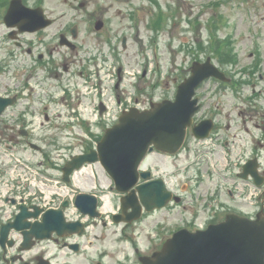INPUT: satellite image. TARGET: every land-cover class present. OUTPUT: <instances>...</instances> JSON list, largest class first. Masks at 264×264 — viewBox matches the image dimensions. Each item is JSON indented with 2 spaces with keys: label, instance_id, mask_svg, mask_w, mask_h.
<instances>
[{
  "label": "flooded vegetation",
  "instance_id": "1",
  "mask_svg": "<svg viewBox=\"0 0 264 264\" xmlns=\"http://www.w3.org/2000/svg\"><path fill=\"white\" fill-rule=\"evenodd\" d=\"M10 1L0 0V48L7 50L11 55L8 60L0 63V94L6 96L14 93L16 104L23 102L16 115L17 121L23 123L22 127L26 125L30 128L28 136L36 137L37 142L49 146L51 140L62 138V128L54 110L58 102L52 101L53 93L56 89L63 88L60 81L69 71L70 66L76 62L80 50L90 43V39H94V35L101 30L107 36L111 25L118 23L122 18L126 20L129 15L126 7L131 0H114L121 4L122 8H117L110 14L114 7L111 3L95 6L94 0H79V9L73 10L74 12L69 16L61 12L57 18H51L50 0H20L21 3L18 5L42 9L37 13L38 24L42 25L45 21H51L49 26L33 32H20L19 29L7 28L4 24L3 16ZM97 21L103 26L100 31L93 30ZM252 56L253 53L247 56L249 64H252ZM5 70L11 71V77L9 73L4 72ZM259 78L262 76L260 75ZM259 94L261 90L256 95L254 91L249 95H242L238 98L239 107H235V110L237 121H241L239 133L244 135V125L248 123L247 131H252V138L257 140V143L262 141L260 146L263 147L264 110L251 104L253 97H259ZM211 103L209 98L205 105L207 118L214 121L213 128L209 132L211 143L206 153L209 158L216 160L217 156L221 155L222 149L227 156L229 155L226 139L232 129L227 120L229 115L225 113L221 116L223 112ZM20 135L27 134L25 131H18L16 138H25ZM192 142L195 144L188 132L180 151H183L182 155L188 163L191 153H194L191 150ZM47 152L43 151L41 157L51 160L52 157H49ZM178 154L172 158L178 157ZM160 155L163 158L169 157ZM257 156L261 158L258 157L259 173L256 178L257 185L251 203V212L248 214L253 220L264 218V154L261 150L259 154L253 153L249 159H256ZM206 161L192 171L189 170L190 166H180L174 162L176 169L169 171L166 175L168 179H175V183H168V187L173 193V199L179 198V201L151 213L143 212L139 224L127 223L123 226L121 233L126 231L130 236L119 234L118 240H122V237L126 238L127 245L124 249L131 251L135 260L132 261L126 257L124 261L116 263L105 251L104 243L112 239L106 238L103 234L73 235L68 238L64 234L50 232L45 235L0 234V264H137L135 262L139 261L142 255L139 247L143 242H149L144 245L145 251H153L158 247L157 242H163L180 225L185 228L196 226L205 228L207 225L223 220L228 212L242 214L244 199L242 193L236 189L240 185L239 176L245 163L241 166V170L235 167L236 172L233 173L229 168L217 169L216 165L210 166L208 160ZM143 170L151 172V175H148L147 181H141V184L154 182L163 176L158 174V171L155 172L151 165H144ZM174 170L179 173L173 174ZM130 211L132 209L126 212ZM170 215L180 219L179 223L176 222L172 229H165V218ZM69 245H76V249L70 248Z\"/></svg>",
  "mask_w": 264,
  "mask_h": 264
},
{
  "label": "water",
  "instance_id": "2",
  "mask_svg": "<svg viewBox=\"0 0 264 264\" xmlns=\"http://www.w3.org/2000/svg\"><path fill=\"white\" fill-rule=\"evenodd\" d=\"M191 73L180 84L175 102L165 100L152 104L150 110L131 109L123 113L119 123L105 131L96 150L75 156L66 164V180L67 175L83 164L99 162L116 189L124 192L136 182L137 167L146 152L153 149L151 145L166 152L177 150L184 138L185 127L197 109V99L191 100L194 89L211 75L221 77L209 59L203 64L194 63ZM85 199L91 200L92 207L84 204ZM94 204L93 198L85 194L78 195L75 201L82 212L90 210L92 214L95 213ZM39 213L38 209L29 212L22 207L15 222L6 225L3 231L13 226L17 230L29 228L27 232H33L36 228V232H43L51 212L44 213L39 222L26 221L37 218ZM144 264H264V224L228 215L224 222L211 226L204 233L176 234L161 252L146 259Z\"/></svg>",
  "mask_w": 264,
  "mask_h": 264
},
{
  "label": "rangeland",
  "instance_id": "3",
  "mask_svg": "<svg viewBox=\"0 0 264 264\" xmlns=\"http://www.w3.org/2000/svg\"><path fill=\"white\" fill-rule=\"evenodd\" d=\"M157 3L164 12H169L171 10H174L179 5L180 9L182 10L180 12V15H182L183 19H185L186 17V15L183 13L184 12L188 13V11H190L194 19L196 20V28L194 34L192 30L190 34L185 35V37L189 38L188 43L186 45H180V47L177 50L164 47L163 45L161 46L162 49L158 47L156 49H153L152 47L148 46L147 51H149L151 54L154 52H156L157 54L162 53L163 61H167L168 65L171 63L172 57L174 58V61H176V63H174V69L172 70L170 69V66L167 65V63L163 64L166 65V69H168L167 73L164 76L167 77L166 78L167 80L169 79L168 80L169 82L166 84V88L163 89V84H160L161 86L160 89H156L154 91L149 89L148 93L151 92L156 97L170 98L171 96L174 95V88H175L172 81L175 79L174 84H176L177 80L179 81L183 75H186L191 65V62L195 58L196 60L204 59L205 54L207 53V50H205L206 45L204 41L205 42L208 41V32L207 29H205V24H206V20L211 15H216V16L218 15L219 17V15L222 14L224 18H228V20L232 21L234 24L236 22L239 23L238 24L239 28H241L242 31L245 30L246 32V34H243V38L247 36L249 38L250 47H255L256 49L258 48L259 56L261 58H264V0H240L239 6L230 12L225 10L226 8H228V6H226L225 8L214 7V9L211 10L210 7L212 2H210V0H160V2ZM71 4L74 5L75 2H72L71 0H51L50 9L53 12V15L58 16L60 11L70 10ZM143 5H146L147 9L154 8L153 4H151L148 0L147 1L132 0L133 11L140 10L141 6ZM144 18L146 19V16ZM183 22L186 21L183 20ZM182 26L184 27L186 25L182 23ZM229 29L230 28L227 26L217 25L216 32L213 34L218 36L219 38H222L229 31ZM247 29L250 32L249 34L246 31ZM141 33L142 36H146V35H148V37L150 36V32L149 31L147 32L146 29L143 27L141 28ZM182 35L183 33H180V36ZM163 40L164 38H161V41ZM198 40L202 41L201 46H198L199 43L196 42ZM234 49L235 51L238 52V54H241L242 46L239 47L238 43L234 45ZM2 52H4V50L0 49V54ZM239 61L242 63L240 59ZM263 65L264 64H262L261 66L263 67ZM153 79L154 81H156L154 77H152V80ZM145 82L149 86L151 83H153L151 82V80ZM203 90L201 91V95H203ZM23 157L24 158L31 157L32 159L35 160L36 158L39 157V154L37 152L28 150L25 153V156L23 155ZM93 170L95 171V173L98 174V176L95 175L98 182V189H102V187L107 188L110 182L108 178L103 174L99 166H95ZM89 185L91 186L92 182L90 184V177L87 176L81 178L80 183H77V186L79 187L78 190L89 191L90 190ZM97 192L100 193V190H97ZM115 202L116 201L112 202V205ZM113 210H116V207H114ZM170 220H176V217L174 215H170L169 217L165 218V223H169ZM177 220L175 222H177ZM96 229H97L96 232L100 230V228L97 227ZM110 232L111 230H108L106 233L110 234ZM102 233L104 232L102 231Z\"/></svg>",
  "mask_w": 264,
  "mask_h": 264
}]
</instances>
